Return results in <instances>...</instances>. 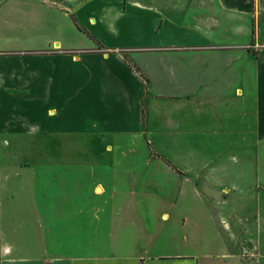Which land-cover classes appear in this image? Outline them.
<instances>
[{"label":"crops","instance_id":"1","mask_svg":"<svg viewBox=\"0 0 264 264\" xmlns=\"http://www.w3.org/2000/svg\"><path fill=\"white\" fill-rule=\"evenodd\" d=\"M0 173V264H264V0H0Z\"/></svg>","mask_w":264,"mask_h":264},{"label":"rangeland","instance_id":"2","mask_svg":"<svg viewBox=\"0 0 264 264\" xmlns=\"http://www.w3.org/2000/svg\"><path fill=\"white\" fill-rule=\"evenodd\" d=\"M62 92H64V90ZM69 93H70V91H67L66 93L64 92V94H63V96H64L63 97V101H66V99L69 97ZM148 147H149V145H148ZM20 157L21 156H16V155H13L11 157L9 156V160L12 161V163H13V167H12L13 170L12 171H8L7 173H9L10 174V177L13 178V179L18 178V175H17V172H16L17 171L16 170V166L20 162ZM30 162H31L30 159L28 157H26V160H24L22 163H25L26 164V163H30ZM0 178H3L2 173H0ZM98 193L99 192L97 191L96 194H98ZM217 226H218L219 229L224 228L223 225H220L218 223H217ZM166 232H168V228H167V231ZM257 233H259V231ZM223 236H224V240H226L228 243H231L232 242V240L230 239L229 235H226V233H225V234H223ZM253 236H254V239H257L258 241H260L259 242L260 245H263L264 246V233L263 232H261L260 234H255ZM165 240H166V236L161 237V239H160L161 242L159 244L161 245V243L162 242H165ZM157 250L160 251V252H162V253L168 252V249L167 248H164L162 246H160ZM247 263L248 264H252L249 261Z\"/></svg>","mask_w":264,"mask_h":264}]
</instances>
